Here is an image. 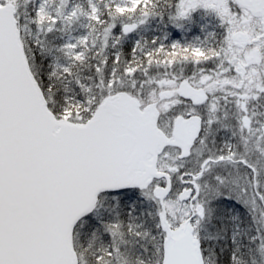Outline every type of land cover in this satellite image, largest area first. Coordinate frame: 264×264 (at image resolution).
<instances>
[{
	"label": "snow or ice",
	"instance_id": "6c2138e0",
	"mask_svg": "<svg viewBox=\"0 0 264 264\" xmlns=\"http://www.w3.org/2000/svg\"><path fill=\"white\" fill-rule=\"evenodd\" d=\"M0 264H264V0H0Z\"/></svg>",
	"mask_w": 264,
	"mask_h": 264
}]
</instances>
